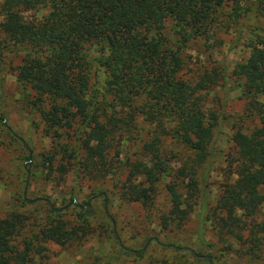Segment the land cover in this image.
<instances>
[{
    "label": "trees",
    "instance_id": "obj_1",
    "mask_svg": "<svg viewBox=\"0 0 264 264\" xmlns=\"http://www.w3.org/2000/svg\"><path fill=\"white\" fill-rule=\"evenodd\" d=\"M242 2L2 0L0 31L5 41L22 47L16 80L52 142L53 149L46 154L48 177L61 181L71 169L77 177L96 180L116 173L124 167L119 166L120 144L142 117L153 128L142 137V157L125 165L120 197L147 209L154 204L161 176L171 175L168 156L162 152L163 139L170 137L191 152L176 176L188 177V195L183 197L177 182L165 183L171 206L162 227H168L170 220L174 227L183 225L195 205L197 170L208 157L216 156L218 117L207 113L206 94L225 75L219 66H212L194 82L185 79L181 52L190 40L209 37L220 23L228 27L235 22ZM259 6L264 14V0ZM225 8L224 22L220 16ZM38 10L43 11L39 18L28 14ZM168 20L173 39L164 34ZM256 35L249 56L231 76L234 89L246 100V111L258 124L248 130L230 125L236 156L229 163L235 164V178L224 184L215 207L200 201L202 214H207L203 220L212 221L215 236L226 249L232 250L227 243L232 239L243 246L240 255L250 256L256 255L264 233V214L259 218L264 206V101L260 99L264 98V28ZM90 49L96 51L93 59L88 57ZM98 68L104 74L100 86L95 81ZM0 125L5 127L3 118ZM25 158L32 159L29 150ZM19 201L0 217V264H38V259L47 257L46 242L62 245L85 233L83 225L64 220V208L47 198L23 193ZM86 213L80 207L79 219L85 220ZM151 237L165 248L190 251L197 263L224 264L211 254Z\"/></svg>",
    "mask_w": 264,
    "mask_h": 264
},
{
    "label": "rangeland",
    "instance_id": "obj_2",
    "mask_svg": "<svg viewBox=\"0 0 264 264\" xmlns=\"http://www.w3.org/2000/svg\"><path fill=\"white\" fill-rule=\"evenodd\" d=\"M261 8L259 0H243L242 13L235 22L231 21L228 27L220 23L211 30L209 37L190 40L181 52L184 60L181 74L185 79L194 82L203 70L212 66H219L225 78L209 88L205 99L207 113L218 117L213 141L216 156L208 157L198 168L195 175L197 189L193 197L195 205L179 228L174 227L171 220L168 227H162V218L169 214L171 206L164 185L173 180L183 197L188 195V177L176 176L191 152L170 137L163 139L162 152L168 156L171 175L161 176L154 204L147 209L137 201L129 202L120 197V184L126 179L125 165L142 157V137L145 138L153 128L142 117H138L137 127L120 144L122 163L119 166L124 167L116 173L96 180L77 177L71 169L61 181L48 177L46 154L52 151V142L16 80L15 68L21 62L22 47L5 41L0 31V119L5 122V127L0 125V217L18 205L24 193L30 198L41 196L49 199L54 206L64 208V220L85 227L83 235L65 244L46 242L47 257L38 259V264H208L205 260L197 263L188 250L165 248L151 236H157L164 243L188 246L203 254H211L217 262L224 264H264V233L256 255H240L238 252L243 246L232 239L227 241L232 245V250L228 251L215 236L212 221L203 220L207 214L204 216L200 209L201 199L210 209L215 207L224 184L235 178L232 172L235 164L229 163L236 156V146L231 140L234 128L230 125L248 130L258 124L257 118L246 111L247 103L241 91L234 89L231 71L247 59L251 45L256 43L257 30L264 28ZM225 12L226 8L220 16L224 22L227 21ZM28 14L39 18L43 11ZM2 19L0 10V22ZM165 25V36L173 39L171 21H166ZM95 54L96 51L90 49L88 57L93 59ZM103 78L104 74L98 68L95 79L98 86L103 83ZM260 99L264 101L263 97ZM27 150L32 156L29 161L25 158ZM71 198L75 202L71 203ZM80 207L87 212L85 220L79 219ZM263 214L264 206L259 218Z\"/></svg>",
    "mask_w": 264,
    "mask_h": 264
},
{
    "label": "water",
    "instance_id": "obj_3",
    "mask_svg": "<svg viewBox=\"0 0 264 264\" xmlns=\"http://www.w3.org/2000/svg\"><path fill=\"white\" fill-rule=\"evenodd\" d=\"M75 200H73L72 202H74Z\"/></svg>",
    "mask_w": 264,
    "mask_h": 264
}]
</instances>
